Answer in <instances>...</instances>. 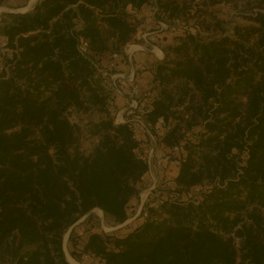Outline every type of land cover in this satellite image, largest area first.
Returning <instances> with one entry per match:
<instances>
[{
    "label": "trees",
    "instance_id": "obj_1",
    "mask_svg": "<svg viewBox=\"0 0 264 264\" xmlns=\"http://www.w3.org/2000/svg\"><path fill=\"white\" fill-rule=\"evenodd\" d=\"M157 1L148 30L168 19L180 26L156 33L165 56L151 69V134L141 136L165 149L184 144L169 172L180 195L122 235L88 230L71 254L100 264H264V0L231 31L206 0ZM129 6L147 9L138 18ZM154 11L153 0H40L2 13L10 52L0 60V264H71L65 235L81 217L100 208L122 224L138 211L149 160L133 120L115 122L110 99L119 110L123 96L98 67L125 55ZM84 133L97 138L89 152ZM195 186L204 187L198 202L186 195ZM69 239L78 245L80 233Z\"/></svg>",
    "mask_w": 264,
    "mask_h": 264
},
{
    "label": "built area",
    "instance_id": "obj_2",
    "mask_svg": "<svg viewBox=\"0 0 264 264\" xmlns=\"http://www.w3.org/2000/svg\"><path fill=\"white\" fill-rule=\"evenodd\" d=\"M14 0H7V3H11ZM0 7H2L0 5ZM159 8H155L152 16H147L140 24V30L148 31V40L154 44L157 50L158 60H163L165 51L163 44L158 43L156 33L167 29L170 35H174L177 28L180 26L178 19H168L161 21L164 25L156 30H148L149 25L155 18L156 12ZM163 15V14H162ZM166 17V16H165ZM2 22V12H0V23ZM9 37L6 33L0 31V60L8 56L10 52ZM137 45L127 44L124 48L125 53L135 49ZM124 54L119 52H113L108 57V61L100 65L98 68L104 74L112 77L110 80L105 79L110 90L116 91L123 96V108L117 109L116 102L113 97L110 99V106L113 113L116 116L115 122L121 123L127 120H133L132 127L137 130L134 134V138L138 143V149L142 154L146 155L150 164V173L153 172L154 180H152L151 186L149 185L140 195V206L138 211L133 217H140L145 219L149 215L150 206L163 205L167 200L175 201L180 195L178 191H170L168 188L175 189L177 184L174 177H169V172L175 167H180L181 158L176 155L185 150L184 144H178L165 149L162 145L154 139H148L141 136V134H151L150 127L143 118V114L146 112V106L151 97L155 96L153 83L141 84L135 76L128 77L121 75L119 72L120 66L123 62ZM0 70H7V66L0 64ZM141 75H145V71H142ZM161 121L153 126L155 134L161 132ZM152 164V165H151ZM152 176V177H153ZM202 186H195L192 190L187 191L186 195L188 200L194 202L199 201V194L203 191ZM130 217L128 220H132ZM135 219V218H134ZM91 255V254H90ZM102 264V263H101Z\"/></svg>",
    "mask_w": 264,
    "mask_h": 264
},
{
    "label": "rangeland",
    "instance_id": "obj_3",
    "mask_svg": "<svg viewBox=\"0 0 264 264\" xmlns=\"http://www.w3.org/2000/svg\"><path fill=\"white\" fill-rule=\"evenodd\" d=\"M32 0H17V1H12L11 6L14 8H23L25 7L28 2ZM39 1V0H38ZM207 5L206 8L210 12H214L215 15L225 21L226 27H229V30H232V27L236 23H246V21L242 18V14H248L251 11V8L253 9V5L255 4L254 0H216L215 4H211V0H206ZM198 3H202V0H198ZM257 10V9H255ZM192 23V22H191ZM204 35L206 33H203ZM148 69L144 67L142 71H147ZM145 78L149 77V80L146 81L145 84L149 83L150 80H152V76H149L148 73L145 74ZM108 77V80H110L112 77L110 74L105 75ZM121 105L119 106V108ZM123 108V107H122ZM94 120L98 119L100 116L99 115H91ZM97 138L85 134L82 137L81 140V149L85 152H89L96 144ZM152 165V164H151ZM151 176H153V172L151 171ZM155 176V175H154ZM154 176L151 177L152 180H154ZM151 180V182H152ZM151 186V183H150ZM144 191V190H143ZM89 215H91L90 218L86 219ZM85 219L79 221L76 226L74 227L76 232L80 233V243L78 245H74L71 240L69 239L71 232L69 233L68 240H67V250L71 257L75 259L78 264H100L99 261L97 260L96 257L90 255L89 253H83L81 254V259H77L71 254L72 249H76L78 252L83 251L82 247V241L86 239V236L88 235V230H105V231H114L115 233L122 235L125 230L123 228L128 225L132 220L127 223L124 226L115 228L119 226L120 224L114 223L109 217L103 216L99 213L97 210H93L91 214H88ZM136 219V218H135ZM130 225V224H129ZM128 225V226H129ZM73 228V229H74ZM76 262V263H77Z\"/></svg>",
    "mask_w": 264,
    "mask_h": 264
},
{
    "label": "crops",
    "instance_id": "obj_4",
    "mask_svg": "<svg viewBox=\"0 0 264 264\" xmlns=\"http://www.w3.org/2000/svg\"><path fill=\"white\" fill-rule=\"evenodd\" d=\"M14 1H17V0H14ZM29 5H30V1L28 2L26 6H29ZM1 6L2 7H0V12L2 13L11 12V10L13 9H18V8L12 7L11 3L8 4L7 0ZM153 6L155 8L158 7L157 0H153ZM146 9L147 8L138 10V9H135L129 6L127 10L129 13L133 14L134 16L136 15V17L138 18H142L143 13L146 11ZM161 24L162 26L164 25V23H161ZM0 27H2V22L0 23ZM164 27H166V25H164ZM148 35L149 34L147 30H139V32L135 35L134 39L131 42H129L130 45L134 44V45H137V47L125 53L123 62L119 69V72L121 73V75H125L128 77L135 76L136 79L141 84H145L146 81L149 80V77H147L146 79L145 78L146 75L139 76L140 75V74L138 75L139 70H141L143 67H146L148 70L145 71V74L148 73L149 76H152L153 78V73L151 69H153V67L155 66V63L158 61L157 50L154 44L148 40ZM149 83H153V79L150 80Z\"/></svg>",
    "mask_w": 264,
    "mask_h": 264
},
{
    "label": "water",
    "instance_id": "obj_5",
    "mask_svg": "<svg viewBox=\"0 0 264 264\" xmlns=\"http://www.w3.org/2000/svg\"><path fill=\"white\" fill-rule=\"evenodd\" d=\"M37 3H38V0L31 1V3H30L29 6H26V7H23V8H18V9H13V10H11V12H26V11H30V10L34 9V7L36 6ZM94 210L99 211V213L103 216L104 212H103L102 209H100V208H96V209H94ZM88 214H90V212L87 213L86 215H84L79 221L85 219L86 216H88ZM134 218H136V217H133L132 220H133ZM79 221H77L74 225H72V226L69 228V230H68V232L66 233V235H65V252H66V256H67V258H68V260L70 261L71 264H74V263H73V261H72L73 258L71 257V255L69 254V252H68V250H67V240H68L69 233L73 230V228L76 226V224H77ZM129 222H130V220L127 219L124 223L120 224L119 226H117V227H115V228H118V227L124 226V225H126L127 223H129Z\"/></svg>",
    "mask_w": 264,
    "mask_h": 264
},
{
    "label": "bare ground",
    "instance_id": "obj_6",
    "mask_svg": "<svg viewBox=\"0 0 264 264\" xmlns=\"http://www.w3.org/2000/svg\"><path fill=\"white\" fill-rule=\"evenodd\" d=\"M32 1H34V0H32ZM72 261H73L74 264H78V262L75 259H72Z\"/></svg>",
    "mask_w": 264,
    "mask_h": 264
}]
</instances>
